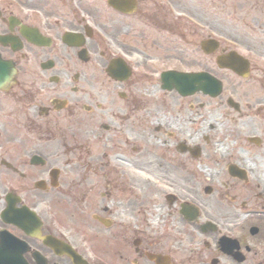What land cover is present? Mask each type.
<instances>
[{"label":"flooded vegetation","instance_id":"obj_1","mask_svg":"<svg viewBox=\"0 0 264 264\" xmlns=\"http://www.w3.org/2000/svg\"><path fill=\"white\" fill-rule=\"evenodd\" d=\"M250 14L248 74H232L240 94L220 102L244 145L228 152L220 190L201 194L181 156L203 150L174 129L206 121L177 105L212 98L163 90L161 76L211 73L201 41ZM16 197L52 247L6 222ZM2 231L25 244L1 240L0 264H264V0H0Z\"/></svg>","mask_w":264,"mask_h":264},{"label":"rangeland","instance_id":"obj_2","mask_svg":"<svg viewBox=\"0 0 264 264\" xmlns=\"http://www.w3.org/2000/svg\"><path fill=\"white\" fill-rule=\"evenodd\" d=\"M198 10L201 12L200 8H198ZM243 10L245 12L250 11L246 8H242V11ZM243 18H246V20H227V22L225 21L224 23H213V37L220 41L221 48H234L237 50H241L243 47L256 48L255 33L258 32V26L254 22L252 14L245 15ZM211 73L222 81V94L215 99L207 98L206 100L202 96L196 95L194 98H192V100L195 102L203 101L207 103L205 106L207 108L204 107V110L198 109L197 107L193 110H200L201 113L203 112L205 115H207V121L214 123L213 128L208 129L205 126L207 122L198 123L193 121L191 124L189 123V120H185L186 123L184 125L181 127L177 126L174 129V132L178 135L179 139H188L187 141L193 144L197 143L203 150V155H201V157L196 161L186 162V156H181L182 161L186 165V168L183 169V176H186V180L189 182H197V189L201 194V187L207 184H210L217 190H220V182L223 178L222 167L225 163V160L228 159L227 154L229 151H231V147L235 148L233 150V152H235L237 147L244 145L243 136L246 134H243L244 132L235 126L237 122L235 123L234 120L227 121V119H225L224 123H222V119L220 117L221 113H223L225 109L220 102H222L223 98L229 94L232 96H239L241 91V89H239V81L231 73L227 71H220L215 66ZM149 94L151 96L156 95L154 91L149 92ZM188 103L189 101H183L181 106L177 105V107L180 109L178 114L181 119H184L185 116H188L190 113H195L193 110H190ZM226 134H231V138H234L235 140L231 144L227 145L217 144V141ZM206 135L209 136L208 143L206 140H203ZM219 200L220 197L217 193L212 196L210 203L214 210H219V207H217L220 202Z\"/></svg>","mask_w":264,"mask_h":264},{"label":"water","instance_id":"obj_3","mask_svg":"<svg viewBox=\"0 0 264 264\" xmlns=\"http://www.w3.org/2000/svg\"><path fill=\"white\" fill-rule=\"evenodd\" d=\"M211 49L217 47L216 41L207 42ZM204 51H208L206 45H202ZM242 58L234 51L226 55L218 56L216 63L219 67H224L240 73ZM165 84L169 88L170 84H174L176 90L183 95L191 94L195 91L201 90L210 95H217L220 91V82L204 73H169L164 75Z\"/></svg>","mask_w":264,"mask_h":264}]
</instances>
